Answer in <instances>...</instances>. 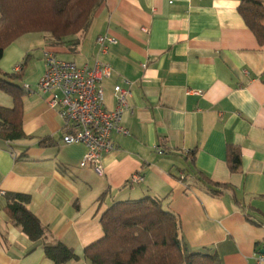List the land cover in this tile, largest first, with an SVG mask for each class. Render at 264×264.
Returning <instances> with one entry per match:
<instances>
[{"label": "crops", "instance_id": "1", "mask_svg": "<svg viewBox=\"0 0 264 264\" xmlns=\"http://www.w3.org/2000/svg\"><path fill=\"white\" fill-rule=\"evenodd\" d=\"M240 1L104 0L84 31L62 40L29 32L4 49L0 71L17 73L28 89L25 137L0 139V264H55L42 240L11 220L7 193L29 195L27 208L49 235L79 256L103 236L100 216L111 204L145 196L177 215L191 251L216 253L220 264H250L264 252V43ZM100 35L116 38L105 54ZM46 53L78 66L109 64L100 83L107 109L116 85L130 90L121 119L128 133L112 132L115 148L102 153L100 174L79 165L83 143H63V120L38 88ZM0 106H13L2 90ZM229 145L240 152L234 171ZM137 172L143 180L131 184ZM197 173L229 188L211 195Z\"/></svg>", "mask_w": 264, "mask_h": 264}, {"label": "trees", "instance_id": "2", "mask_svg": "<svg viewBox=\"0 0 264 264\" xmlns=\"http://www.w3.org/2000/svg\"><path fill=\"white\" fill-rule=\"evenodd\" d=\"M104 0H0V58L14 40L29 32H46L55 40L88 28L94 10ZM238 11L258 42L264 43V2L241 0ZM17 73L0 71V90L13 100L11 108L0 106V139L14 141L25 137L22 129L24 88ZM45 143V142H43ZM193 155V151L191 153ZM231 170L240 164V152L227 148ZM197 180L211 195H221L229 187L197 173ZM6 210L11 220L32 241L42 240L43 251L55 264L86 259L91 264H220L216 253L191 251L185 243L177 215L162 199L145 196L117 201L100 216L103 236L88 244L82 256L53 239L45 226L27 208L29 195L7 193Z\"/></svg>", "mask_w": 264, "mask_h": 264}, {"label": "built area", "instance_id": "3", "mask_svg": "<svg viewBox=\"0 0 264 264\" xmlns=\"http://www.w3.org/2000/svg\"><path fill=\"white\" fill-rule=\"evenodd\" d=\"M96 42L98 52L105 54L110 45L116 43V38L100 35ZM110 69L109 64L99 59H95L92 66H78L73 61L62 60L46 53L45 71L38 82L39 90L49 95V106L56 107L63 120V143H83L87 151L79 165L92 167L99 174L102 173V153L115 148L112 132L128 133L121 125V119L123 113L130 110V90L116 85L114 109L104 106L100 83L109 76ZM23 88L28 89L27 86ZM142 180L143 176L138 172L129 177L131 184L140 183ZM250 264H264V252L256 254Z\"/></svg>", "mask_w": 264, "mask_h": 264}]
</instances>
